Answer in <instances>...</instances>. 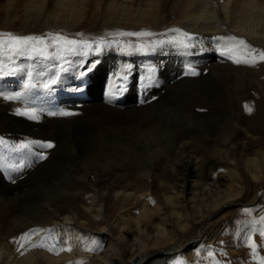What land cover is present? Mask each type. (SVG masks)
Segmentation results:
<instances>
[{"label":"bare ground","instance_id":"obj_1","mask_svg":"<svg viewBox=\"0 0 264 264\" xmlns=\"http://www.w3.org/2000/svg\"><path fill=\"white\" fill-rule=\"evenodd\" d=\"M0 13L4 20L33 19L65 32L92 18L105 24L99 35L145 31L170 39L179 34L169 29L180 28L192 37L187 46L167 40L156 46L157 81L148 85L144 76L142 85L124 83L127 93L121 112L97 99L115 59L103 57L88 68L92 73H87L84 88L91 100L86 108L91 116L100 117V129L70 133L65 143L55 134L58 145L33 169L36 177L18 181L15 194L0 192V264H125L124 257L141 256L139 264L154 248L175 255L202 231L201 241L212 239L220 227L221 218L215 216L225 205L255 200L264 186V95L260 100L264 92L259 87L264 83H247L248 68L224 61L200 64L191 70L197 74L191 75V68L186 72L177 61L181 57L177 53L188 46L214 49L226 40L215 38L228 36L264 46V0H0ZM250 87L252 116L243 117L234 104ZM138 89L149 94L136 103ZM172 100L177 103L165 114L162 108ZM0 116L4 130L31 124ZM76 166L86 171L97 168L110 178L106 187L90 184V200L82 204L77 201L81 192L69 190L65 181L66 176L76 177L86 186ZM179 167L184 169L180 174ZM169 173L175 179H169ZM112 199L113 205L119 201L130 205L129 213L123 211L111 221L114 210L108 211L106 201ZM138 204L140 210L133 213ZM91 232L107 233L109 244L89 253ZM24 233L30 234L21 240ZM46 241L45 248L32 247ZM53 243L59 254L47 250Z\"/></svg>","mask_w":264,"mask_h":264},{"label":"rangeland","instance_id":"obj_2","mask_svg":"<svg viewBox=\"0 0 264 264\" xmlns=\"http://www.w3.org/2000/svg\"><path fill=\"white\" fill-rule=\"evenodd\" d=\"M104 28V23L101 24L92 18H88L72 32H65L51 29L50 26L48 27L43 23L37 24L33 19L28 21L24 18H18L14 21L4 20L3 14L0 13V33L40 36L45 39V43L49 44V57L47 59L32 53H27L24 56L12 55L10 52L7 54L0 53V114L2 116L9 115V119L22 121L21 123L25 121L31 123L30 125H24L19 130L16 128L4 130L0 125V172L2 173L0 175V192L6 190L5 192H8V194H15L18 192L16 191L19 187L18 181L36 177L33 174V169L39 163L46 161L49 152L58 145L55 134H59V142L65 143L70 141L68 140L70 133L83 132L84 130L86 132H96L100 129V117L97 115L91 116L86 108L91 100V98H87L84 88L85 82L88 81V74L92 73L88 71L90 66L96 64L103 57L115 59L114 67L106 73V82L104 87L97 93V99L119 112L124 108L123 103H125L127 93V85L124 83L142 85L141 81L144 76L148 79V85L153 81H157L154 70L159 53H155L156 46L162 44L161 41H168L169 38L167 36L154 37L152 35L118 36L111 33L99 35L100 30L102 31ZM57 33L70 39L86 40L92 44V47L90 49L81 48L76 54L65 55L61 58L56 53V49L51 47V37ZM4 39L6 37L0 35V40ZM96 42H100V51H96ZM248 44L253 48L264 51V46ZM226 45L231 46L225 40L217 43L214 49L209 50L201 47L196 50V48H189V46L185 50L180 48V51L183 52L177 53L181 55L177 58V61L183 63L182 68L185 67L184 71L188 68L195 69L200 64L203 66L210 62L220 64L222 61L235 67L236 63L232 59H229L227 55H222L226 51ZM170 52H173V50ZM242 66L248 68V74L246 73L247 83H264V61H259L254 66L246 64H242ZM13 69H17V71L13 72ZM184 74L186 73L184 72ZM52 80H56V83L52 85L50 90H46L43 85L50 84ZM26 84H34L36 87L26 88ZM148 85L146 84V86ZM259 87H262L264 92V84ZM142 92L139 89L136 90L134 95L136 103L141 102L142 98L149 94V92ZM252 95L254 96V89L250 87L246 97L234 104L243 117L252 116L246 110V106L250 107ZM263 95L264 93L261 95L260 100H263ZM152 100H154L153 97L150 98V101ZM176 103V100L170 101L168 107L164 106L162 108L163 112L166 114L169 111L168 109ZM208 104L218 105L217 103ZM61 111L74 114L67 116L50 114ZM33 114H35L36 119H32ZM262 128L264 130V126ZM14 132L16 135H14ZM44 132H52L54 136L44 138L40 134ZM47 143H51L53 146L51 148L43 147ZM21 145H27V147H21ZM85 149V153H89V148ZM200 151L199 149L197 153ZM40 156H44V158H38ZM27 161L30 163H26ZM76 168L80 169V175L88 182L86 186H81L78 182L79 179L76 177L66 176L65 181L71 186L69 190L81 192L77 197L78 203L89 202L90 193L92 192L90 184L96 187L109 185L108 173H104L97 168L88 171L81 166H76ZM183 171L184 169L181 170L179 167V174ZM168 175L171 180L176 177L175 174L169 173ZM156 183L152 181V186L159 194L160 190H157L159 188ZM60 190L61 188H57V192H60ZM112 203L113 199L106 201L108 211L111 209L115 211L111 213V221L115 220L120 213H124L123 211H126L130 206L123 201L117 202L116 205ZM149 204H152L151 200ZM132 205L131 207H133ZM140 206V204L136 205L132 212L137 213ZM215 217L221 218L220 227L212 239L201 241V235L205 233V231H202L201 235L190 241L189 246L177 253L178 255H167L163 253L162 249L154 248L147 252L148 255L143 257L139 264H217V262L219 264H261V260H264V237L260 235L261 231H264V186L258 191V195L252 204H227ZM96 227L95 225L91 229H96ZM106 234L91 232L92 243L88 249L95 250H88L89 253L101 251L103 247L109 244L111 238ZM17 236H15V239H17ZM249 237L251 242L256 244L255 253L248 246ZM180 238L182 240L187 239V237H179V240H181ZM139 258L141 256H138V258L126 256L124 262L125 264H137Z\"/></svg>","mask_w":264,"mask_h":264},{"label":"snow or ice","instance_id":"obj_3","mask_svg":"<svg viewBox=\"0 0 264 264\" xmlns=\"http://www.w3.org/2000/svg\"><path fill=\"white\" fill-rule=\"evenodd\" d=\"M171 32L178 33L179 36L171 37L167 43H172L180 46H187L186 41L190 40L192 37L189 33L183 32L180 28H172L169 29ZM119 35H127V36H150L153 35L151 32H121L118 33ZM0 35L6 37L4 40H0V53L7 54L8 52L12 53V55L17 56H24L27 53H32L34 55H39L45 59L49 57V44L45 43V39L40 36H33V35H14L12 33H0ZM215 39L219 40H227V41H235L236 43L228 46L226 45V51L222 53V55H227L229 59H232L236 64H246L250 66H254L259 61H264V51H261L257 48L251 47L244 39H238L235 36H228V37H217ZM165 41H161L164 43ZM39 45V46H38ZM51 47L56 49V53L62 58L65 55H73L76 54L81 48H88L92 47L86 40H76L70 39L66 36H63L59 33L55 34L51 37ZM100 42H96V51H100ZM13 72L17 71V69H13ZM189 74L196 75L194 71L189 70ZM56 83V80H52L50 84H44L43 87L46 90H50L52 85ZM26 88L36 87L34 84H26ZM246 110L251 113L252 108L246 106ZM27 114V113H24ZM51 115H73L74 113L70 112H58V113H50ZM32 119H36L35 114L32 115ZM53 145L51 143H47L43 145V147L51 148ZM21 147H27V145H21ZM43 159L44 156L38 157ZM32 233L36 232H45L50 233L51 229H32L30 230ZM30 233H24L20 237L21 240H25ZM260 235L264 237V231H261ZM248 246L252 249L253 253L256 250V244L251 242V238L249 237ZM47 244L46 242L42 243H33L32 247L34 248H45ZM23 246V244L21 245ZM57 245L53 243L51 246L47 247V250L50 252H54L55 254H59L56 251ZM61 251L67 250L70 251L71 249H60ZM89 251H94L95 249H88ZM23 254V253H21ZM72 264V262H69ZM76 264H82V261H77ZM219 264V262H217ZM261 264H264V260H261Z\"/></svg>","mask_w":264,"mask_h":264}]
</instances>
